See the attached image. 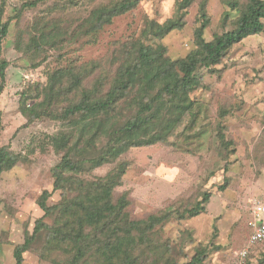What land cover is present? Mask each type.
<instances>
[{
  "label": "rangeland",
  "instance_id": "obj_1",
  "mask_svg": "<svg viewBox=\"0 0 264 264\" xmlns=\"http://www.w3.org/2000/svg\"><path fill=\"white\" fill-rule=\"evenodd\" d=\"M29 1L34 0H8V13ZM106 1L70 4L40 0L25 8L4 42L1 56L10 65L0 97V145H9L25 160L0 177V264H15V245L24 242L25 234L32 233L43 215L37 201L45 189H53L52 167L60 160L48 137L63 128L62 122L47 116L28 121L19 109L21 92L46 82L47 74L57 68L91 62L109 67L120 41L140 37L149 18L163 22L173 16L177 0H141L134 10L115 17L97 34L26 51L37 21L46 23L47 29L60 23L62 31H72L94 6ZM200 1L191 6L183 29L161 40L173 59L183 58L195 48ZM229 10L222 0L208 1L207 40L215 32L232 28L231 21L222 24ZM217 67L220 72L202 69L205 84L191 94L196 100L194 120L192 113L188 114L167 142L134 147L121 157L130 165L115 193L130 192L128 209L134 219H145L171 206L183 210L203 193H210L205 212L182 220L173 217L154 229V239L168 245L165 255L178 264L189 262L202 248L206 249L202 264H231L235 253L247 243L253 202H264V31L234 45ZM100 70L97 68L89 80ZM34 102L29 100L28 106ZM220 131L232 141L228 148L223 146ZM114 165L105 164L85 176H102ZM59 199L56 191L49 203ZM45 236L43 230L24 253L23 264H55L54 255L44 257L39 251ZM142 264L156 263L149 256ZM248 264H264V242L253 248Z\"/></svg>",
  "mask_w": 264,
  "mask_h": 264
},
{
  "label": "trees",
  "instance_id": "obj_2",
  "mask_svg": "<svg viewBox=\"0 0 264 264\" xmlns=\"http://www.w3.org/2000/svg\"><path fill=\"white\" fill-rule=\"evenodd\" d=\"M39 1L14 7L13 14H9L8 0H0V97L10 65L1 56L4 42L11 25L20 22L25 8ZM54 1L74 4L81 0ZM208 1L199 3L195 48L183 58H171L161 40L186 26L195 0H177L173 16L163 22L147 19L140 37L118 43L109 67L91 62L57 68L47 74L46 82H37L33 89L25 87L21 92L19 109L28 121L47 116L60 120L63 128L48 137L60 157L52 167L53 189H45L39 196L37 202L44 213L36 220L32 233L25 234L24 242L15 245V264H23L24 253L43 230L45 242L39 251L44 257L54 255L55 264H142L149 256L154 257L156 264H178L165 255L168 245L154 239V229L173 217L182 220L205 212L210 193H203L200 200L183 210L171 206L145 219H134L128 209L130 192L116 196L115 191L123 184L130 165L121 159L124 154L134 147L167 142L188 114L192 113L195 119L196 100L191 94L205 84L202 69L220 72L217 66L234 45L264 31V0H222L230 7L222 24L231 21L232 28L215 32L207 40L204 33L210 23ZM140 2H102L72 31H62L60 23L47 29L46 23L37 21L26 51L97 34ZM233 10L236 15L232 16ZM97 68H101L99 75L89 80ZM31 99L35 102L28 106ZM2 117L0 103V131ZM218 134L222 145L228 148L232 141L222 131ZM23 160L25 157L14 153L9 145H0V177ZM110 163L115 165L106 174L85 176ZM56 191L60 192V199L51 204L49 199ZM205 257L206 249L202 248L182 264H202Z\"/></svg>",
  "mask_w": 264,
  "mask_h": 264
},
{
  "label": "built area",
  "instance_id": "obj_3",
  "mask_svg": "<svg viewBox=\"0 0 264 264\" xmlns=\"http://www.w3.org/2000/svg\"><path fill=\"white\" fill-rule=\"evenodd\" d=\"M250 233L247 243L239 249L231 264H248L253 248L264 242V202L254 201L249 221Z\"/></svg>",
  "mask_w": 264,
  "mask_h": 264
},
{
  "label": "crops",
  "instance_id": "obj_4",
  "mask_svg": "<svg viewBox=\"0 0 264 264\" xmlns=\"http://www.w3.org/2000/svg\"><path fill=\"white\" fill-rule=\"evenodd\" d=\"M248 228H249V226H248ZM249 231H250V228H249ZM252 254V253H251ZM251 257V256H250Z\"/></svg>",
  "mask_w": 264,
  "mask_h": 264
}]
</instances>
